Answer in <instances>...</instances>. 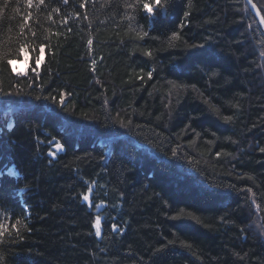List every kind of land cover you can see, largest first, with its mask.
<instances>
[{"label":"trees","instance_id":"16d2710c","mask_svg":"<svg viewBox=\"0 0 264 264\" xmlns=\"http://www.w3.org/2000/svg\"><path fill=\"white\" fill-rule=\"evenodd\" d=\"M162 3L0 0V264H264V33Z\"/></svg>","mask_w":264,"mask_h":264},{"label":"snow or ice","instance_id":"6c2138e0","mask_svg":"<svg viewBox=\"0 0 264 264\" xmlns=\"http://www.w3.org/2000/svg\"><path fill=\"white\" fill-rule=\"evenodd\" d=\"M35 2L38 3V4H43V3H44V0H35ZM65 2H67V0H65ZM153 2H154V5H155L156 7H159V8H161L162 10H165V11L167 10L165 4L162 3V0H153ZM26 3H27V5H28L29 7H31V6L33 5V3H34V0H26ZM249 3H251V0H249ZM81 6H83V5H81ZM252 7L255 9V8H256V5H255V4H252ZM143 8H144L145 12H147L148 14H153V13H154V8H153V6L150 5L149 3H144V4H143ZM3 11H4L3 7H0V13H3ZM30 17H31V14L29 13L28 16H26V17L24 18V19H25V23L28 22V20L30 19ZM21 28L23 29V25H21ZM144 35H147V33H144ZM91 43H92V41L89 40V44H91ZM44 47H45V46H44L43 44L40 45L39 51H40L41 53L44 52ZM192 47L196 48V47H203V46H202V45H199V46H198V45H193ZM23 50H24V48L21 47V51H23ZM36 62H37V66H38L39 63L41 62L40 56H37V57H36ZM8 64L11 65V64H12V60H9V61H8ZM12 71H13V72H16L18 75L20 74V73L17 71V69H15V68H13ZM33 71H36V69L34 68ZM148 76L151 77V76H152V73L149 72V73H148ZM39 98H40V97H37V99H39ZM60 102H61V103H64L62 97H61V101H60ZM226 119H230V117H228V118H226ZM58 147H59V146H58ZM260 150H261V151H264V149H260ZM173 154L175 155V151L173 152ZM219 155H220V154L217 153V156H219ZM248 191L251 192L252 190L249 188ZM89 199H90V198H89L88 195H84V196H83V200H85V201H89ZM96 225H97V228H96V233H95V234H96V236H100V235H101V231H100V228H99V225H100V219H99V217H97ZM12 227H15V225H12ZM6 230H7V229H6V226H5L3 223H0V236H3V235L5 234V232H6ZM112 230H113V231H117V230H118V226L113 225Z\"/></svg>","mask_w":264,"mask_h":264},{"label":"water","instance_id":"95a60500","mask_svg":"<svg viewBox=\"0 0 264 264\" xmlns=\"http://www.w3.org/2000/svg\"><path fill=\"white\" fill-rule=\"evenodd\" d=\"M246 2L248 4L251 12L255 16V18H256V20H257L262 32L264 33V20H263V18L261 16L259 10L257 9V7L255 9L252 7V4H253L252 0H251V3H249V0H246Z\"/></svg>","mask_w":264,"mask_h":264},{"label":"rangeland","instance_id":"374dc122","mask_svg":"<svg viewBox=\"0 0 264 264\" xmlns=\"http://www.w3.org/2000/svg\"><path fill=\"white\" fill-rule=\"evenodd\" d=\"M27 62H13V68L17 69L18 72H24L27 69Z\"/></svg>","mask_w":264,"mask_h":264},{"label":"bare ground","instance_id":"6f19581e","mask_svg":"<svg viewBox=\"0 0 264 264\" xmlns=\"http://www.w3.org/2000/svg\"><path fill=\"white\" fill-rule=\"evenodd\" d=\"M258 9V8H257Z\"/></svg>","mask_w":264,"mask_h":264}]
</instances>
